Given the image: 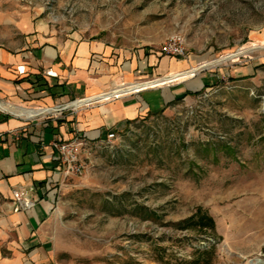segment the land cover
Here are the masks:
<instances>
[{
  "label": "rangeland",
  "instance_id": "1",
  "mask_svg": "<svg viewBox=\"0 0 264 264\" xmlns=\"http://www.w3.org/2000/svg\"><path fill=\"white\" fill-rule=\"evenodd\" d=\"M11 4L61 38L151 54L181 33L188 55L223 58L201 67L217 80L115 131L92 149L83 175L66 178L49 263L203 255L264 264V0H0V11ZM198 208L214 231L180 224Z\"/></svg>",
  "mask_w": 264,
  "mask_h": 264
},
{
  "label": "crops",
  "instance_id": "2",
  "mask_svg": "<svg viewBox=\"0 0 264 264\" xmlns=\"http://www.w3.org/2000/svg\"><path fill=\"white\" fill-rule=\"evenodd\" d=\"M18 16L12 4L0 11V264H50L68 178L58 170L54 142L83 137L98 145L110 131L190 99L220 73L202 70L199 55L130 52L97 38H61ZM153 79L161 81L144 84ZM87 97L96 100L72 107ZM16 190H28L33 207L15 209Z\"/></svg>",
  "mask_w": 264,
  "mask_h": 264
},
{
  "label": "built area",
  "instance_id": "3",
  "mask_svg": "<svg viewBox=\"0 0 264 264\" xmlns=\"http://www.w3.org/2000/svg\"><path fill=\"white\" fill-rule=\"evenodd\" d=\"M163 55L172 57L186 58L188 56L187 41L183 34L174 33L166 38L160 47ZM117 95V94H114ZM93 97L73 101L72 107L77 108L95 101ZM116 138L114 131L107 135L106 142L111 143ZM54 146L57 149L58 170L65 177L81 176L86 170V159L92 154V149L97 146L90 143L83 137H75L70 140L55 141ZM35 201L32 199L28 190L14 191L15 209H29L33 207Z\"/></svg>",
  "mask_w": 264,
  "mask_h": 264
},
{
  "label": "trees",
  "instance_id": "4",
  "mask_svg": "<svg viewBox=\"0 0 264 264\" xmlns=\"http://www.w3.org/2000/svg\"><path fill=\"white\" fill-rule=\"evenodd\" d=\"M181 225H184L185 228H191L193 230H202L204 232L208 231H214L215 229V219L213 216L208 214L205 211H202L201 208H198L197 212L194 213L191 217L188 219L181 221ZM210 253V251L207 252V254ZM203 255H200V257L194 258L191 261H184L180 264H210V257H205L204 261H202Z\"/></svg>",
  "mask_w": 264,
  "mask_h": 264
},
{
  "label": "bare ground",
  "instance_id": "5",
  "mask_svg": "<svg viewBox=\"0 0 264 264\" xmlns=\"http://www.w3.org/2000/svg\"><path fill=\"white\" fill-rule=\"evenodd\" d=\"M234 55V54H233ZM228 56H232V55H228ZM226 56V57H228ZM223 59V58H222ZM222 59H214V60H203L202 64L200 67H207V66H212L218 62H220ZM195 69V68H194ZM193 74L194 73V70H190V71H181V72H178V73H174L172 75L173 78H177V77H182V76H186L188 74ZM161 79H153V80H146L144 82L145 85H156L158 83H160ZM136 84H139V83H136ZM136 86H139V85H136ZM120 91V90H119ZM262 262V259L260 258H257L256 260H254L253 264H260Z\"/></svg>",
  "mask_w": 264,
  "mask_h": 264
}]
</instances>
